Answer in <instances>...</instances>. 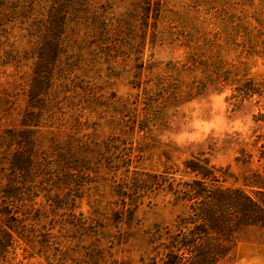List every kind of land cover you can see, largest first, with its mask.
Instances as JSON below:
<instances>
[{
    "label": "rangeland",
    "instance_id": "obj_1",
    "mask_svg": "<svg viewBox=\"0 0 264 264\" xmlns=\"http://www.w3.org/2000/svg\"><path fill=\"white\" fill-rule=\"evenodd\" d=\"M189 161L264 173V0H0V264H162Z\"/></svg>",
    "mask_w": 264,
    "mask_h": 264
},
{
    "label": "trees",
    "instance_id": "obj_2",
    "mask_svg": "<svg viewBox=\"0 0 264 264\" xmlns=\"http://www.w3.org/2000/svg\"><path fill=\"white\" fill-rule=\"evenodd\" d=\"M185 168L201 179L183 183L184 189L174 190L178 199L186 202L187 211L177 218V231L164 245L162 264H219L231 255L243 229L264 228V173H250L246 180L254 189L246 191L219 185L214 168L206 162L189 161ZM16 170L23 169L17 164L12 172ZM6 199L2 196V200ZM4 203L11 221L18 220L10 212L13 203ZM2 234L11 236L5 230ZM9 244L0 241V257H4Z\"/></svg>",
    "mask_w": 264,
    "mask_h": 264
}]
</instances>
